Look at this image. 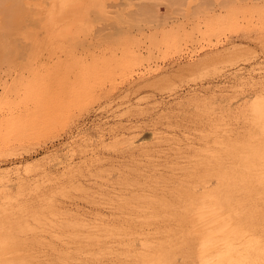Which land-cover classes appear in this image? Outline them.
<instances>
[{"label":"rangeland","instance_id":"374dc122","mask_svg":"<svg viewBox=\"0 0 264 264\" xmlns=\"http://www.w3.org/2000/svg\"><path fill=\"white\" fill-rule=\"evenodd\" d=\"M66 1L0 0V264H264L254 246L264 239V156H254L264 147V0H135L124 27L95 0ZM52 5L71 20L29 21ZM187 9L198 24L184 20ZM61 29L69 33L50 35ZM203 166L212 172L199 181L192 173ZM190 177L196 191L254 181L258 227L234 233L226 216L209 237L200 213L176 221Z\"/></svg>","mask_w":264,"mask_h":264},{"label":"bare ground","instance_id":"6f19581e","mask_svg":"<svg viewBox=\"0 0 264 264\" xmlns=\"http://www.w3.org/2000/svg\"><path fill=\"white\" fill-rule=\"evenodd\" d=\"M17 1V0H16ZM30 1L31 0H24V4H29L30 3ZM81 1H83V0H67L66 1V7H64L63 9H65V8H73V6L75 7V4H78V3H80ZM110 1H112V2H110ZM113 1L114 0H95V5L97 6V10L103 15V16H105V17H109L110 15V13L111 12H113V13H115L116 14V16H118V17H120V19H119V23L120 22H127L129 19H131V15L130 14H132L131 13V11H127V9H129V8H132L133 7V5H136V2H135V0H123L124 2H122V5H123V7H120V8H118V9H116V10H112L110 7H112V5H113ZM231 1V0H230ZM110 2V3H109ZM82 3V2H81ZM208 4V3H207ZM25 5V6H26ZM191 6H192V4H190ZM211 5V4H210ZM16 6H18V5H16ZM77 7H78V5H76ZM191 6H189V7H191ZM219 6L220 7H222L223 5H222V3L220 2V4H219ZM28 7V6H27ZM48 7V6H47ZM50 7V6H49ZM57 6L56 5H52L51 6V8H47V9H50V10H48L49 12H50V14H47L48 13V11H46V13H45V15L42 13L43 12V10H45V9H43L42 10V12L41 13H39L38 12V14H37V17L36 18H31L29 21H32L33 23H37L38 25H40V26H42V28L46 25V23L47 22H49V24L50 25H52L55 29H59L62 25H64V24H66L68 21H70L71 19H69V20H66V17L65 16H63V13L65 12L63 9H59V10H55V8H56ZM209 7V6H208ZM207 7V8H208ZM216 7H218V6H216ZM20 8V7H19ZM46 8V7H45ZM76 8V7H75ZM210 8V7H209ZM193 9V8H192ZM212 9V8H211ZM194 10V9H193ZM191 11L190 10V12H193V13H195L194 11ZM218 10H219V7H218ZM78 12H79V10H77ZM76 11V13H74L73 12V15H77V12ZM133 11H135V10H133ZM132 11V12H133ZM137 11V10H136ZM135 11V12H136ZM215 11V10H214ZM66 12H68V11H66ZM70 12H72V11H70ZM70 12H68L67 14H72V13H70ZM135 12H133V16L135 15ZM205 13V12H204ZM215 13V12H214ZM20 14V13H19ZM18 14V15H19ZM131 16V17H129V19H127L126 18V16ZM193 15H197V14H193ZM67 18H69V17H67ZM133 18V17H132ZM183 18H184V20L189 24H191V23H196V24H198L197 23V19H196V17L195 16H192L191 14H189V12H188V9L186 10V12L183 14ZM18 19V18H17ZM74 20H75V18H73ZM73 20V21H74ZM127 20V21H126ZM132 20V19H131ZM161 21V20H160ZM128 22H131L130 20L128 21ZM127 22V23H128ZM70 23H72V22H70ZM69 23V24H70ZM75 23V22H74ZM73 23V24H74ZM76 24V23H75ZM129 24V23H128ZM120 25H123V23L121 24L120 23ZM124 25H125V23H124ZM124 25L122 26V27H124ZM127 25V24H126ZM144 25V24H143ZM75 26V25H74ZM130 26V25H129ZM140 26V24L138 23V27ZM70 27V26H69ZM131 27V26H130ZM129 27V28H130ZM137 27V28H138ZM157 27H159V26H157ZM46 28H47V26H46ZM140 28V27H139ZM138 28V29H139ZM149 27H147L146 29H148ZM67 29V28H66ZM95 29V28H94ZM132 29V28H131ZM142 29H144V27L143 28H141V30ZM44 30H46V29H44ZM48 30V29H47ZM46 30V31H47ZM70 30V29H69ZM140 30V29H139ZM52 32H53V30H52ZM70 32H71V30H70ZM144 31H142V33H143ZM146 32V31H145ZM144 32V33H145ZM55 33V32H54ZM53 33V34H54ZM66 33V35L69 33H67V32H65L64 30H59V33L58 34H55V35H53V34H50L51 36H57L58 38H61L62 36H63V34H65ZM141 33V32H140ZM43 34V33H42ZM44 34H46V35H49L47 32H44ZM39 35V34H38ZM46 35H44V36H46ZM95 37L97 38V37H100L101 36V33H100V36H97V35H99V34H96L95 33ZM47 37V36H46ZM94 37V36H93ZM102 37V36H101ZM105 37L107 38V33L105 34ZM49 38H50V36H49ZM104 38V37H103ZM109 38V37H108ZM107 38V39H108ZM99 39H101L102 40V38H99ZM104 42V41H103ZM93 45V44H92ZM263 123V122H262ZM254 128V127H253ZM254 130V129H253ZM259 130V129H258ZM263 131V130H262ZM249 132V131H248ZM239 134V133H238ZM242 134V133H241ZM256 134V133H255ZM264 134V133H263ZM237 135V134H236ZM259 135V134H258ZM255 136V135H254ZM259 136H261V135H259ZM238 137V136H237ZM242 137V136H241ZM248 137V136H247ZM246 137V138H247ZM256 137H257V135H256ZM228 137H226V139H227ZM229 138H231V137H229ZM251 139H253L254 137H250ZM258 138V137H257ZM263 138V137H262ZM225 139V138H224ZM235 139V138H234ZM233 139V140H234ZM243 138H241V140H242ZM258 140H260V138H258ZM264 140V139H263ZM251 141V140H250ZM250 141H248L249 142V144H250ZM262 141V140H261ZM261 141H260V143H261ZM224 142V141H223ZM232 142V141H231ZM239 142V141H238ZM245 142H247V141H245ZM253 142V141H252ZM251 142V143H252ZM233 143V142H232ZM242 143V142H241ZM259 143V142H258ZM246 144V143H245ZM245 144H242V148H247V151L248 152H253L252 151V149H253V147H252V149H251V145L249 146V145H245ZM254 144H255V142H254ZM223 145H224V143H223ZM226 145V144H225ZM233 145H235V144H233ZM262 145L264 146V144H261V147H260V145H259V149L260 148H262ZM228 146V145H227ZM226 146V147H227ZM230 146H231V144H230ZM239 146V145H238ZM254 147H255V145H253ZM257 147H258V144H257ZM223 149H224V147H222ZM236 148H237V146H236ZM245 148V149H246ZM256 148V147H255ZM212 149H214V148H212ZM258 148H256V150H257ZM217 150V149H216ZM237 150H239V149H237ZM236 150V151H237ZM243 150V149H242ZM241 150V151H242ZM255 150V151H256ZM263 151H264V147H263V149H262ZM262 150H260V154L258 155L257 153H255L256 155H254V156H258V158L259 157H262V156H264L263 154H261V152H262ZM228 151V150H227ZM232 151V150H231ZM240 151V152H241ZM229 152V151H228ZM227 152V153H228ZM258 152H259V150H258ZM209 153V152H208ZM211 153V152H210ZM216 153V152H215ZM264 153V152H263ZM201 154V153H200ZM236 154V153H235ZM244 154H245V152H244ZM196 155V154H195ZM214 155H216V154H214ZM232 155V154H231ZM238 155V154H237ZM243 155V154H242ZM241 155V156H242ZM249 155V154H248ZM250 155H252L251 153H250ZM262 155V156H261ZM212 156H213V154H212ZM211 156V157H212ZM218 156V155H217ZM223 156V155H222ZM230 156V155H229ZM202 157V156H201ZM220 157V156H219ZM218 157V158H219ZM224 158H225V156H223ZM226 157H227V155H226ZM234 157V156H233ZM232 157V158H233ZM248 157V156H247ZM247 157H245V159H247ZM252 157V156H251ZM194 158V157H193ZM217 158V157H216ZM215 158V159H216ZM244 158V157H243ZM250 158V157H249ZM248 158V159H249ZM192 159V158H191ZM190 159V160H191ZM204 158H202V160H203ZM206 159V158H205ZM204 159V160H205ZM238 160H239V158H237ZM247 159V160H248ZM250 159H252V158H250ZM256 159V158H255ZM262 159V158H261ZM199 160L201 161V159L199 158ZM210 160V159H209ZM208 160V161H209ZM211 160H213V161H215L214 159H211ZM218 160V159H217ZM223 160V159H222ZM225 160V159H224ZM199 161V162H200ZM251 161H253V160H251ZM255 161V160H254ZM256 161H258L257 159H256ZM260 161V160H259ZM262 161H263V159H262ZM217 162H219V161H217ZM242 162H244V161H242ZM194 163V162H193ZM230 163V162H229ZM232 163V162H231ZM236 163H238V162H236ZM235 163V164H236ZM254 163H256V162H254ZM259 163V162H258ZM263 163V162H262ZM200 164V163H199ZM203 164V163H202ZM234 164V163H233ZM257 164V163H256ZM197 165V164H196ZM214 165V164H213ZM222 164H220V166H221ZM225 165V164H224ZM232 165V164H231ZM239 165V164H238ZM245 165V164H244ZM253 165V164H252ZM191 166V165H190ZM205 166H207V165H205ZM227 166V165H226ZM251 166V165H250ZM250 166H248L249 168H251ZM253 166H255V164L253 165ZM252 166V167H253ZM260 166H262L263 167V165H260ZM189 167V166H188ZM195 167H197V166H195ZM194 167V168H195ZM208 167V166H207ZM207 167H202V168H198V170H195V171H193V173L192 174H194L195 176L197 175H206V174H208L211 170H210V168H207ZM222 167V166H221ZM233 167H235V166H233L232 165V168ZM237 167H239V166H237ZM246 167V166H245ZM262 167H261V169H262ZM192 168V166L188 169V171L187 172H190L189 170ZM216 168H218V167H216ZM226 168V167H225ZM225 168H222V169H225ZM231 168V169H232ZM240 168V167H239ZM255 168H257V167H255ZM264 168V167H263ZM197 169V168H196ZM212 169V168H211ZM219 169V168H218ZM218 169H217V171H218ZM229 169V168H228ZM246 169H248L247 167H246ZM252 169V168H251ZM185 170H187V168L185 169ZM214 170H216V169H214ZM217 171H216V174H217ZM223 171V170H222ZM232 171V170H231ZM239 172L241 171V170H238ZM252 170H248V174H250V172H251ZM257 171H258V169H257ZM256 171V172H257ZM261 171H264V169L263 170H261ZM186 172V173H187ZM212 172V171H211ZM233 172V171H232ZM235 172V171H234ZM246 172V171H245ZM244 171L242 172V173H240L241 175L242 174H244L245 173ZM199 173V174H198ZM215 173V172H214ZM226 173H228V172H226ZM225 173V174H226ZM237 173V172H236ZM251 173H253V172H251ZM173 174V173H172ZM219 174H221V173H219ZM229 174V173H228ZM227 174V175H228ZM253 174H255V172L253 173ZM257 174V173H256ZM255 174V175H256ZM179 175V174H178ZM191 175V174H190ZM190 175H188V176H186L185 175V177L186 178H188ZM211 175V174H210ZM226 175V176H227ZM232 175L233 174H231V177H232ZM238 175V174H237ZM251 175V174H250ZM260 175H263V173L262 174H260ZM259 174H258V176H260ZM162 176H164V175H162ZM184 175H181L180 177H183ZM196 176V177H197ZM214 177H215V175H213ZM217 176V175H216ZM230 176V175H229ZM236 176V174L233 176V178ZM244 176V175H243ZM248 176V175H247ZM126 177H127V175H126ZM125 177V178H126ZM219 177H220V175H219ZM231 177H230V179H228V180H230L231 181ZM244 177H246V176H244ZM243 177V178H244ZM251 177H253L252 175L249 177V179L248 180H250V178ZM264 177V176H263ZM263 177H262V179H263ZM123 178V177H122ZM163 178V177H162ZM195 178V177H194ZM204 178V177H203ZM209 177H207V179H208ZM210 178H212V177H210ZM222 178H223V176H222ZM226 178H228V176L226 177ZM239 178V177H238ZM238 178H235L236 180L238 179ZM240 178H242V176H240ZM242 178V180H244ZM248 178V177H247ZM259 178H261V177H259ZM258 178V179H259ZM124 179V178H123ZM166 179V178H165ZM175 179H177V177L175 178ZM178 179H179V176H178ZM183 179V178H182ZM197 179L200 181L201 179H202V176H201V179L200 178H198L197 177ZM206 179V180H207ZM225 179V178H224ZM246 179V178H245ZM255 179H256V177H255ZM162 180V179H161ZM166 180H168V179H166ZM173 180V179H172ZM184 180V179H183ZM186 180V179H185ZM195 180V179H194ZM212 180V179H211ZM217 179H215V181H216ZM218 180H219V178H218ZM217 180V181H218ZM241 180V181H242ZM252 180H253V178H252ZM257 180V179H256ZM259 180H261V179H259ZM259 180H258V182H259ZM127 181V180H126ZM177 181V180H176ZM179 181H181L180 179H179ZM196 181V180H195ZM204 181H205V179H204ZM208 181H210L209 179H208ZM222 181V180H221ZM224 181V180H223ZM233 181V180H232ZM238 181V180H237ZM246 181H247V179H246ZM263 181V180H262ZM262 181H260V182H262ZM124 182V181H123ZM158 182V181H157ZM164 182V181H163ZM170 182V181H169ZM186 183H188L187 185H186V188H182V189H180L181 188V186H180V190L179 191H177V197H179V200H181V201H185V203L183 202V204L181 205V206H178L179 208H175L174 207V205L172 206V207H174L173 209H172V207H171V209H172V214H174L175 215V217L177 216V218L178 219H176V221H181V223H185L184 222V220H186L187 218H189L192 214H195V213H200V215H201V217H203L204 219H206V224L202 227L205 231H209L208 232V236H209V234H212V231H214L215 229H218V228H222L223 227V225L225 224L226 225V223H225V221L226 220H228L227 219V217L228 218H234L235 219V221H234V223H235V226H234V223H233V225H232V228H231V230H232V232H234V233H236L237 231V233L239 234V232L241 233V232H243V231H245V232H247V234H248V230H250V228L252 227L253 229L255 228V225H257V224H260V222L259 223H256V221L258 220H256L255 221V219H254V217H252V215H254V214H256L257 215V213H260L261 211H262V209H261V207H260V209H259V207L257 208V210H260V212L258 211L257 213L255 212H253V211H255L254 209H256L255 207H256V205H261V204H259L260 202H257V204H256V202L254 203V201H257V200H255V198H257V197H255V194L256 193H258L257 194V196L259 195V191H261L262 192V190L261 189H263V187L262 186H264L263 184H264V182H263V184L261 183V187L262 188H260L259 189V191L254 187V185H256V183H254V185H251L252 183H250V185L247 187V188H245V183H244V181H243V183L242 184H238V182H233L232 184L229 182V181H227V179H226V181L225 182H220V180H219V183H217L216 185H215V187H212L211 186V184L210 183H206L207 185H205V186H208L209 184H210V187H208L207 189H203V191H201V187L200 188H198L197 187V191L196 190H194V182H193V180H191V177H190V182L189 181H185ZM203 182V181H202ZM201 182V183H202ZM212 182V181H211ZM214 182V181H213ZM256 182V181H255ZM127 183H128V181H127ZM241 183V182H240ZM248 183V182H247ZM125 184V183H124ZM166 184H167V182H166ZM175 185H177L176 183H174ZM180 184V183H179ZM234 184V185H233ZM249 184V183H248ZM213 185V184H212ZM241 185H243V186H241ZM167 186V185H166ZM169 186V185H168ZM174 186V185H173ZM179 186V185H178ZM178 186H174V189H173V191L175 190V187L176 188H178ZM200 186V185H199ZM203 186H204V184H203ZM230 186H232V187H230ZM257 186H259V185H257ZM125 187V186H124ZM183 187V186H182ZM234 187V188H233ZM126 188V187H125ZM152 188V189H151ZM153 188H154V186L153 187H150L149 189H151V190H153ZM173 188V187H172ZM236 188H238V189H236ZM130 189V188H129ZM128 189V190H129ZM144 189V188H143ZM157 189V188H156ZM198 189H200V191H198ZM138 190V189H137ZM145 190H147V189H145ZM155 190V189H154ZM170 190H172L171 188H170ZM169 190V192L171 193V191ZM236 190V191H235ZM238 190H241V192L243 193V197H238V195L236 194V192L238 191ZM126 191V190H125ZM148 191V190H147ZM146 191V192H147ZM158 191V190H157ZM160 191H161V189H160ZM164 191H165V189H164ZM167 191V190H166ZM196 191V192H195ZM258 191V192H257ZM127 192V191H126ZM130 192V191H129ZM141 192H143V191H141ZM154 192V191H153ZM239 192V191H238ZM237 192V193H238ZM260 192V195L262 194L263 196H264V194L263 193H261ZM136 193V195H137V192H135ZM140 193V192H139ZM145 193V192H144ZM166 193V192H165ZM169 193V194H170ZM134 194V193H133ZM147 194V193H146ZM145 194V195H146ZM155 194H157V193H155ZM160 194V193H159ZM163 194V192L161 193V195ZM168 194V195H169ZM172 194H174V192H172L171 194H170V196L172 195ZM239 194V193H238ZM140 195V194H139ZM160 195V196H161ZM175 195V196H176ZM260 195H259V197H260ZM166 196V195H165ZM165 196L163 195V197L165 198ZM174 196V197H175ZM138 197V196H137ZM153 197H154V199L156 198L155 197V195L153 194ZM159 197V196H158ZM157 198V200H158V202L160 201V204H162V205H164V207L165 206H171V204H170V202H168L167 200L169 199H164V198ZM169 197V196H168ZM172 197V196H171ZM213 198H215L214 200H212ZM261 198V197H260ZM151 199H153V198H151ZM151 199H149V201L151 200ZM153 199V200H154ZM153 200H151V202H154ZM157 200H155V201H157ZM170 200V199H169ZM173 200H174V198H173ZM212 200V201H211ZM260 200V199H259ZM261 200H264V199H261ZM260 200V201H261ZM142 201H144V200H142ZM170 201H172V200H170ZM145 202V201H144ZM173 202V201H172ZM171 202V203H172ZM176 202H177V199H176ZM150 203V202H149ZM157 203V202H156ZM182 203V202H181ZM180 203V204H181ZM263 203V202H262ZM140 204H142V203H140ZM174 204V203H173ZM177 205H178V203H176ZM210 204V205H209ZM143 205V204H142ZM152 205H153V203H152ZM162 205H159V206H162ZM241 205L243 206V208L244 209H242V210H240V208H239V206L241 207ZM261 206H263V205H261ZM150 207V206H149ZM163 207V206H162ZM161 207V208H162ZM164 207H163V209H164ZM154 206H153V210H154ZM156 208H160V207H156ZM169 208V207H168ZM221 208H223V209H226L227 210V212L226 213H223V212H221L220 210H221ZM242 208V207H241ZM32 210V209H31ZM147 210V209H146ZM171 211V210H170ZM263 211H264V209H263ZM262 211V212H263ZM250 212H253V214L252 213H250ZM243 213V214H242ZM35 214V213H34ZM160 214V213H159ZM158 214V212L156 213L155 212V216L157 215H159ZM164 214V213H163ZM167 214H168V211H167ZM170 214H171V212H170ZM225 214V215H224ZM262 214V213H261ZM261 214L259 215L260 217H261ZM161 215H162V213H161ZM217 215H219V217H217ZM263 215V214H262ZM146 216V215H145ZM173 216V215H172ZM227 216V217H226ZM150 217V216H149ZM264 217V216H263ZM262 217V218H263ZM148 218V217H147ZM251 219V218H253V220L251 219V220H248V219ZM153 219V218H152ZM216 219H222V222L221 223H216L217 222V220ZM215 220H216V222H215ZM232 220V219H231ZM212 222H215L216 224H213ZM189 223V222H188ZM212 223V224H211ZM69 224V223H68ZM232 224V223H231ZM182 225H184V224H182ZM65 226V225H64ZM177 226H178V224H177ZM176 226V227H177ZM186 226H187V224H186ZM185 226V227H186ZM229 226L230 225H227V229H229ZM246 226H248V227H246ZM249 226H251L250 228H249ZM254 226V227H253ZM62 227V226H61ZM65 227H68L67 226V224H66V226ZM107 227V226H106ZM175 227V228H176ZM179 227V226H178ZM177 227V228H178ZM226 227V226H225ZM234 227H236V228H234ZM257 227H258V225H257ZM180 228H181V226H180ZM187 228V227H186ZM186 228L184 229H182V230H186ZM188 228H190V227H188ZM233 228L235 229V230H237L236 232L233 230ZM245 228L246 229H248V230H245ZM59 229V228H58ZM65 229V228H64ZM223 229V228H222ZM225 230H226V228H224ZM262 229H264V228H262ZM261 229V230H262ZM62 230V229H61ZM178 231H179V228L177 229ZM188 230V229H187ZM203 230V231H204ZM65 231V230H64ZM174 231V230H173ZM181 231V230H180ZM205 231H204V236L205 237H207L208 239H209V237L211 236H206L205 234L207 233H205ZM251 231V230H250ZM249 231V232H250ZM177 232V231H176ZM215 232V231H214ZM225 232H227V231H225ZM229 232H231V231H228V233ZM252 232H253V230H252ZM262 233H260V235L262 234V236L264 235V230L263 231H261ZM181 233H183V231L181 232ZM203 233V232H202ZM217 233V232H216ZM216 233H214V234H216ZM227 234V233H226ZM241 234H243V233H241ZM240 234V235H241ZM245 234V233H244ZM213 235V234H212ZM218 235H221V233L219 234V232H218ZM246 235V234H245ZM203 236V237H204ZM215 236H217V235H215ZM223 236V239H221L223 242H224V240L226 241V243L228 244V237H229V235H227V238H225L226 236H225V233H224V235L222 234L221 235V237ZM42 237V236H41ZM34 238V237H33ZM35 238H37V237H35ZM212 238H215V237H213L212 236ZM225 238V239H224ZM207 239V240H208ZM218 239H219V237H218ZM218 239H217V241H215V242H217L216 243V245L221 241H218ZM205 240V242L204 243H206V239H204ZM210 240H211V238H210ZM231 240H232V238L230 239V242H231ZM222 241H221V244H222ZM228 241V242H227ZM234 241V240H233ZM229 242V243H230ZM235 243V242H234ZM209 244L210 243H208V245H207V247L209 246ZM213 245L215 244V243H212ZM220 243H219V247H218V249L220 248V247H223V244H224V247L226 248V244L225 243H223L222 245H221ZM233 244V243H232ZM255 244V245H254ZM254 246H256L255 248L256 249H258V251H263L264 250V239H258V240H254ZM234 245V244H233ZM232 245V246H233ZM231 247V243L230 244H228V247ZM206 247V248H207ZM210 248V247H209ZM224 249V248H223ZM222 249V250H223ZM221 250V249H220ZM201 251V250H200ZM45 256V255H44ZM52 257V256H51ZM234 257V256H233ZM232 256H229L228 258H222V256H220V257H217L218 258V260L217 259H212L211 257L209 258V259H212V261H210V262H206L205 264H240V261L239 260H237V259H234ZM52 259V258H51ZM209 259H207V260H209ZM42 261V260H41ZM44 262V261H43Z\"/></svg>","mask_w":264,"mask_h":264}]
</instances>
